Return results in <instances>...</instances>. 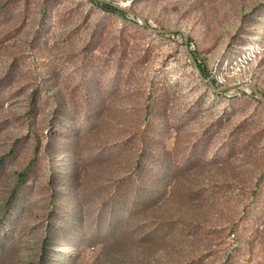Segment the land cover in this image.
Instances as JSON below:
<instances>
[{
    "label": "rangeland",
    "instance_id": "rangeland-1",
    "mask_svg": "<svg viewBox=\"0 0 264 264\" xmlns=\"http://www.w3.org/2000/svg\"><path fill=\"white\" fill-rule=\"evenodd\" d=\"M110 1L264 94V0ZM0 264H264V102L183 33L0 0Z\"/></svg>",
    "mask_w": 264,
    "mask_h": 264
},
{
    "label": "water",
    "instance_id": "water-1",
    "mask_svg": "<svg viewBox=\"0 0 264 264\" xmlns=\"http://www.w3.org/2000/svg\"><path fill=\"white\" fill-rule=\"evenodd\" d=\"M107 4H110L116 8H118L119 10H122L126 13H128L130 16H132L133 18H137L138 22L140 24H142L143 26H145L146 28H148L150 31L156 33V34H173V33H183L185 35L186 38V51L187 54L191 60V62L193 63L201 81L205 84V86L212 91L213 93H220L223 91H227L230 89H236V88H240L242 86H246L249 85L254 92L258 95V97L264 102V94L263 92L260 90L259 86L254 82V81H244V82H239L233 85H229V86H221V87H216L213 86L211 84V82L209 81V79L207 78V76L204 74V71L202 70V68L200 67L199 61L197 60L192 46H191V42H190V38H189V34L183 30V29H158L155 28L154 26H152L144 17L140 16L138 13H136L134 10L128 8L126 5H122V4H118V3H114L111 2L109 0H98Z\"/></svg>",
    "mask_w": 264,
    "mask_h": 264
},
{
    "label": "trees",
    "instance_id": "trees-1",
    "mask_svg": "<svg viewBox=\"0 0 264 264\" xmlns=\"http://www.w3.org/2000/svg\"><path fill=\"white\" fill-rule=\"evenodd\" d=\"M94 2H96V3H98V4H100V5H103V6H105L107 9H109L110 11H113V12H118V13H120V14H126V12H124V11H122V10H119L118 8H116V7H114V6H112V5H110V4H107V3H104V2H101V1H98V0H93ZM110 1V0H109ZM122 5H124V4H122ZM127 6V5H126ZM128 14V13H127ZM148 21V20H147ZM149 22V21H148ZM150 23V22H149ZM191 43H192V39H191ZM193 52H194V54H195V56H196V58H197V60L199 61V64H200V67L202 68V70L204 71V74L207 76V78H209V74H208V72H207V69H206V67H205V64L202 62V60L200 59V57H199V55H198V53L195 51V50H193ZM214 85H217L216 84V82H214Z\"/></svg>",
    "mask_w": 264,
    "mask_h": 264
},
{
    "label": "built area",
    "instance_id": "built-area-1",
    "mask_svg": "<svg viewBox=\"0 0 264 264\" xmlns=\"http://www.w3.org/2000/svg\"><path fill=\"white\" fill-rule=\"evenodd\" d=\"M243 55L237 56V58H239L238 60L235 59L236 65H238L239 67L242 65V63L244 62V59L247 57L245 54L247 53H242ZM249 54H251V52H249ZM236 58V57H235ZM229 65V63H228Z\"/></svg>",
    "mask_w": 264,
    "mask_h": 264
}]
</instances>
